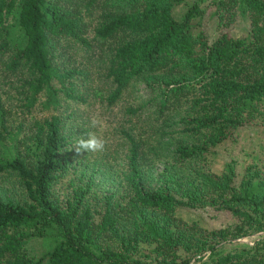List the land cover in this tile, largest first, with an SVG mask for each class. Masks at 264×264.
<instances>
[{"label": "trees", "instance_id": "trees-1", "mask_svg": "<svg viewBox=\"0 0 264 264\" xmlns=\"http://www.w3.org/2000/svg\"><path fill=\"white\" fill-rule=\"evenodd\" d=\"M239 21L245 36L232 33ZM0 65L21 76L25 115L56 113L24 133L0 96V177L20 189L0 190V264H264V149L241 171L235 159L209 166L238 129L264 125V0H0ZM143 84L125 113L149 116L141 133L121 131L124 164L77 155L90 132L78 107L102 93L113 108ZM100 174L111 189L98 190ZM183 208L235 223L206 229ZM54 237L29 254L30 239Z\"/></svg>", "mask_w": 264, "mask_h": 264}, {"label": "rangeland", "instance_id": "rangeland-1", "mask_svg": "<svg viewBox=\"0 0 264 264\" xmlns=\"http://www.w3.org/2000/svg\"><path fill=\"white\" fill-rule=\"evenodd\" d=\"M208 10L207 14L209 16V12L212 10L209 9V7ZM177 14L178 12L175 10V15L178 18ZM247 24L248 23L245 21H239L235 26H233L232 33L237 36H245L246 29L248 27ZM20 79L21 76L5 77L3 69L0 65V96L5 104L12 108L16 113L14 121L16 123L24 122L25 133L29 129L32 118L46 119L56 113L53 111L37 109L33 114L25 115V113L19 109L20 104L15 102V100L18 99L15 88L17 87ZM144 86V84L139 85V87L130 90L128 94L113 108L107 107V104L104 102L103 98H101L102 93H99L97 98H95L94 103H96V106L93 109L89 110L88 108L78 107L77 112L79 114H83L84 120L87 121L85 126L88 124L90 125L85 128H89V133H94L105 142L104 151L97 153H84L81 155L82 158L86 157L91 163L97 157L105 158L109 164L113 165V169H118L122 164H124L126 160V145L121 135V131L128 130L133 126H136V134L141 133L145 126L143 120L147 118L146 115L149 116L148 113H146V115L144 113L142 118L139 120L129 117L125 113V110L130 105H134L136 107L135 104L141 100L140 98H145V94L139 91L142 90ZM93 120L97 122V126L95 128L91 125ZM78 123L79 120L73 122V124H68V130L77 134V137L79 136L78 132L82 130V127H76ZM235 133L236 134L233 136L232 141L226 142L224 145L214 149L209 156V166L216 172L221 171L226 163L230 162L232 159L239 162L238 169L241 171L244 166L251 161V155L253 158L255 155L259 154L260 150L263 151L264 149V125L257 124L244 127L238 129ZM82 138H85V136H82ZM165 150L166 149H164V151ZM163 162L165 163V160ZM163 162H155L156 170H154V173L156 175L163 171ZM90 168H92V166H90ZM108 176L109 174H100V177L98 176L99 185L97 188L99 191L101 190L100 192H104L105 190L112 188L110 179L106 178ZM70 179L71 177L66 178L57 186L62 196L68 195L70 191L68 186ZM0 190L7 194H15V196H18V193H20L18 183H15V180L13 179L7 180L5 177H0ZM179 216L188 222L197 221L206 229L227 227L235 223V220L228 214H216L210 211L206 212L204 210H189L183 208L180 209ZM258 237L259 235H256L253 238L238 240L234 243L251 244L253 242L252 239H256ZM57 243H59L57 237L48 239L32 238L28 241L27 248L30 255L39 258L53 249Z\"/></svg>", "mask_w": 264, "mask_h": 264}, {"label": "clouds", "instance_id": "clouds-1", "mask_svg": "<svg viewBox=\"0 0 264 264\" xmlns=\"http://www.w3.org/2000/svg\"><path fill=\"white\" fill-rule=\"evenodd\" d=\"M91 125L95 128L97 122L93 120ZM74 149L77 155L102 152L105 149V142L94 133H88L87 138H80L76 141Z\"/></svg>", "mask_w": 264, "mask_h": 264}]
</instances>
